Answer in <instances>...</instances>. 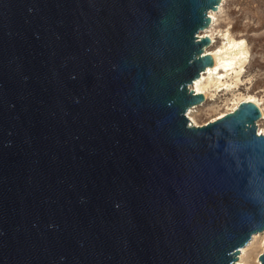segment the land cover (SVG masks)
<instances>
[{
  "label": "water",
  "instance_id": "obj_1",
  "mask_svg": "<svg viewBox=\"0 0 264 264\" xmlns=\"http://www.w3.org/2000/svg\"><path fill=\"white\" fill-rule=\"evenodd\" d=\"M221 3L0 0V264H237L264 233L261 110L188 117Z\"/></svg>",
  "mask_w": 264,
  "mask_h": 264
},
{
  "label": "rangeland",
  "instance_id": "obj_2",
  "mask_svg": "<svg viewBox=\"0 0 264 264\" xmlns=\"http://www.w3.org/2000/svg\"><path fill=\"white\" fill-rule=\"evenodd\" d=\"M222 1V9L215 26L214 45L210 47V50L223 44L225 34H230L237 40L246 41L249 63L246 72L240 77V90L236 94L241 97L255 96L264 107V0ZM230 98L233 97L221 94L218 97L216 109L207 111L208 106L198 109L195 114L197 121L200 124L210 123L214 117L226 112ZM259 124L264 129L263 115L257 122V126ZM260 252L259 245L250 250L249 264H257Z\"/></svg>",
  "mask_w": 264,
  "mask_h": 264
},
{
  "label": "bare ground",
  "instance_id": "obj_3",
  "mask_svg": "<svg viewBox=\"0 0 264 264\" xmlns=\"http://www.w3.org/2000/svg\"><path fill=\"white\" fill-rule=\"evenodd\" d=\"M222 5L223 1L219 7V11L210 12L212 24L208 29L200 33L202 37H210L212 39V44L209 47H206V53L213 57L215 64L213 67L207 68V70L202 73L201 77L191 86L197 94H204L206 97V104L193 107L188 112L190 122L195 127H202L208 124L206 122L200 124L197 121L195 114L198 112V109L203 106H208V108H206L207 111L216 109L218 107L216 103L221 94L232 96L233 98L228 99L229 103L227 104V111L214 117L211 123L223 119L229 113H233L243 102L256 104L260 108L264 117V107L255 96L250 95L247 97H241L236 94L240 90V77L246 72V67L249 63V53L246 47V41L244 39L237 40L230 36V34H225L223 44L216 47L214 50H210V47L214 45L216 35L215 26ZM260 126V124L257 126L258 132L262 135L264 134V129ZM256 245L261 246V252L257 260V264H261L259 258L264 252V233L254 235L251 242L245 248L241 249L237 264H249V252Z\"/></svg>",
  "mask_w": 264,
  "mask_h": 264
}]
</instances>
